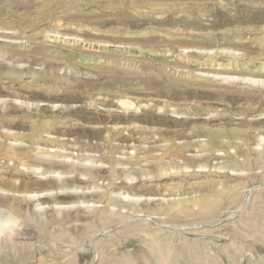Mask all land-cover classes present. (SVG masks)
I'll use <instances>...</instances> for the list:
<instances>
[{
  "label": "rangeland",
  "instance_id": "374dc122",
  "mask_svg": "<svg viewBox=\"0 0 264 264\" xmlns=\"http://www.w3.org/2000/svg\"><path fill=\"white\" fill-rule=\"evenodd\" d=\"M0 264H264V0H0Z\"/></svg>",
  "mask_w": 264,
  "mask_h": 264
},
{
  "label": "bare ground",
  "instance_id": "6f19581e",
  "mask_svg": "<svg viewBox=\"0 0 264 264\" xmlns=\"http://www.w3.org/2000/svg\"><path fill=\"white\" fill-rule=\"evenodd\" d=\"M13 145V144H12ZM45 177V176H44ZM43 196V195H42ZM46 207V206H45ZM44 208V207H43Z\"/></svg>",
  "mask_w": 264,
  "mask_h": 264
}]
</instances>
